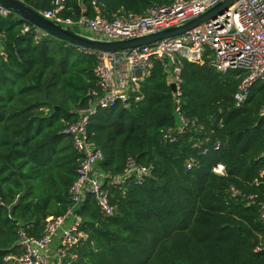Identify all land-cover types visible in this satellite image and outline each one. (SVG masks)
<instances>
[{
    "label": "trees",
    "instance_id": "1",
    "mask_svg": "<svg viewBox=\"0 0 264 264\" xmlns=\"http://www.w3.org/2000/svg\"><path fill=\"white\" fill-rule=\"evenodd\" d=\"M20 1L38 12L54 7L53 0ZM173 1L98 0V8L111 20ZM95 12L91 0H64L59 16L76 22ZM95 65V57L78 46L18 16L0 15V264L23 251L20 230L40 236L45 219L64 214L71 204L81 155L62 131L87 108L89 92L97 88ZM241 77L216 71L210 59L184 61L181 110L193 124L174 141L166 137L176 124L173 91L158 60L141 101L117 104L90 119L88 139L103 155L100 170L118 176L133 157L151 172L141 184L127 183L124 195L109 188L115 207L110 217L86 195L78 212L89 236L74 248L71 264H264L258 207L229 191L235 187L264 201V177L253 182L264 169V117L258 116L264 81L236 107ZM205 136L210 142L195 147ZM215 163L225 166L224 175L212 172Z\"/></svg>",
    "mask_w": 264,
    "mask_h": 264
},
{
    "label": "built area",
    "instance_id": "2",
    "mask_svg": "<svg viewBox=\"0 0 264 264\" xmlns=\"http://www.w3.org/2000/svg\"><path fill=\"white\" fill-rule=\"evenodd\" d=\"M221 1L174 0L170 4L154 3L143 14L121 13L110 20L99 10L98 0H91L95 15L92 18L82 15L75 22L59 16L64 8V0H53V9L39 13L63 27L77 25L87 29L91 33L88 36L92 38L113 41L140 37L180 25ZM9 14L18 16L0 4V15ZM29 28L25 25L22 31L27 32ZM79 50L95 57L93 73L97 88L90 90L87 108L78 110V119L62 131L71 138L72 147L81 155L77 178L69 189L71 204L64 214L45 219L40 236H28L24 230H20L17 245L23 251L5 256L4 264H71L76 258L74 248L84 244L89 236L84 217L78 212L86 195H93L102 215L110 217L115 207L110 203L109 188L120 189L124 195L127 183L141 184L150 175V166L141 165L133 157L127 158L124 172L118 176L100 170L98 164L103 158L102 151L88 139L87 126L100 110L111 109L117 104L129 107L131 103L141 101L144 97L143 84L155 60L163 64L168 83L175 86L172 93L176 124L167 131L169 141H174V136L193 124L181 110L184 61L203 64L206 59H210V65L218 72H240L242 77L233 99L236 107H241L247 101L251 87L256 82L264 81V0H235L223 14L214 19L183 34L141 47L117 52L83 47H79ZM258 116L264 117V106L260 107ZM196 129H200L199 126ZM209 142L210 138L205 136L195 141L194 146L199 148ZM218 147V141L212 144L213 150ZM206 152V148L201 151L202 154ZM192 163L190 159L188 169ZM212 172L224 175L225 166L215 163ZM263 177L264 169L253 182L260 184ZM229 191L233 197H242L247 206H257L259 221L264 226V201L258 199L255 193H243L235 187Z\"/></svg>",
    "mask_w": 264,
    "mask_h": 264
},
{
    "label": "water",
    "instance_id": "3",
    "mask_svg": "<svg viewBox=\"0 0 264 264\" xmlns=\"http://www.w3.org/2000/svg\"><path fill=\"white\" fill-rule=\"evenodd\" d=\"M234 2L235 0H222L199 16L180 25L166 28L164 30H160L140 37L106 41L92 38L90 36L76 32L70 28L63 27L62 25L57 24L52 20L44 18L38 11L25 5L20 0H0L1 5L20 16V18L29 21L31 24L36 26L38 30L46 34H49L59 40L66 41L78 47L107 52L129 50L141 47L143 45L151 44L164 38L183 34L223 14ZM83 15L85 16L86 13H83ZM170 87L172 88V91L175 90V86L173 83L170 84Z\"/></svg>",
    "mask_w": 264,
    "mask_h": 264
},
{
    "label": "rangeland",
    "instance_id": "4",
    "mask_svg": "<svg viewBox=\"0 0 264 264\" xmlns=\"http://www.w3.org/2000/svg\"><path fill=\"white\" fill-rule=\"evenodd\" d=\"M74 31L76 30V32H79V33H82L84 35H90L91 33L87 30V29H84V28H80L79 26L77 25H74V26H71ZM55 243V242H54Z\"/></svg>",
    "mask_w": 264,
    "mask_h": 264
}]
</instances>
